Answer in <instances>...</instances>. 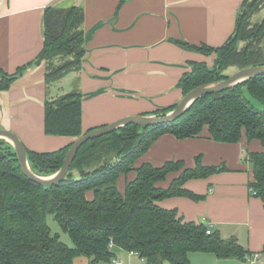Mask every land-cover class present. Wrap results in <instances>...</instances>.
<instances>
[{
  "label": "trees",
  "instance_id": "1",
  "mask_svg": "<svg viewBox=\"0 0 264 264\" xmlns=\"http://www.w3.org/2000/svg\"><path fill=\"white\" fill-rule=\"evenodd\" d=\"M246 3L247 0L238 14L235 32L222 45L214 47L176 41L185 49L218 55L219 68L204 61L191 63V70L179 81L183 94L197 86L227 78L220 76L219 69L233 65L240 68L264 65V57L256 50L246 52L236 47L239 37L246 40ZM82 22L81 7L46 8L44 45L36 62L59 54L76 55L70 64L52 70L46 68L48 83L80 68L85 53ZM253 28L259 30V23ZM28 65L19 67L13 74L0 68V89H7ZM245 89L261 103V107L250 100ZM175 106L157 109L155 113L165 114ZM82 113V94L78 88L47 100L45 133L82 135ZM206 126L218 142L236 143L245 132L249 140L259 139L264 147V75L200 97L173 123L146 127L128 124L88 140L79 149L66 178L53 186H43L26 177L12 144L0 139V264H76L75 259L81 256L87 257L90 264L101 261L112 264L117 258V249L135 252L145 264H163L165 261L194 264L189 257L192 251L244 259L245 249L235 237L224 238L213 230L207 233L205 222L187 221L177 209L159 204L160 200L172 196L203 199L183 187L185 182L205 178L225 166L203 165L199 156L197 165L184 169L168 188H161L157 183L165 180L168 173L182 170L183 161L171 160L162 166L145 162L135 167L136 160L161 135L197 137ZM71 145L54 151L27 148L31 168L39 175L56 173ZM248 158L254 173L251 190L264 201V150L248 153ZM132 170L137 175L127 180L122 193L118 189V179ZM89 191L93 192L92 198L87 196ZM49 214H53L70 234L74 246L52 235L47 221Z\"/></svg>",
  "mask_w": 264,
  "mask_h": 264
},
{
  "label": "crops",
  "instance_id": "2",
  "mask_svg": "<svg viewBox=\"0 0 264 264\" xmlns=\"http://www.w3.org/2000/svg\"><path fill=\"white\" fill-rule=\"evenodd\" d=\"M244 1L0 0V68L13 74L30 64L7 89H0V128L17 133L31 150L54 151L69 145L73 136L45 133V105L77 88L82 94L83 133L126 116L157 115V109L183 98L179 81L192 62L210 65L214 59L176 41L222 45L235 32ZM49 6L82 8L85 53L79 69L48 83L45 62L36 60L44 45L43 20ZM263 150L262 142L249 140L245 132L236 143L218 142L206 126L197 137L165 133L136 160V168L145 162L162 166L183 161L182 170L157 183L161 188H168L184 169L194 168L199 156L203 165L225 166L185 182L183 187L203 199L172 196L159 201L164 208L177 209L187 221L205 222L220 236L235 237L245 249L244 259L192 251L194 264H247L249 256L256 257L255 264H264V201L251 190L254 173L248 158V153ZM136 175L135 170L122 174L118 189L123 193L127 180ZM87 196L92 198L93 192ZM85 258L78 257L75 263H87ZM119 260L128 263L124 257Z\"/></svg>",
  "mask_w": 264,
  "mask_h": 264
},
{
  "label": "water",
  "instance_id": "3",
  "mask_svg": "<svg viewBox=\"0 0 264 264\" xmlns=\"http://www.w3.org/2000/svg\"><path fill=\"white\" fill-rule=\"evenodd\" d=\"M259 75H264V65H255L241 68L230 75L228 78L216 80L191 89L184 94L183 98L169 112L162 115H131L99 128H95L83 133L70 146L66 153L62 167L54 174L49 176L39 175L33 171L28 158V149L21 138L14 131L0 128V139H5L12 144L17 154L19 166L23 174L30 180L43 186H53L63 181L69 173L71 166L78 154L79 149L88 140L109 134L125 125L135 124L138 126H159L175 122L189 107L200 97L208 94L219 93L238 86L241 83Z\"/></svg>",
  "mask_w": 264,
  "mask_h": 264
},
{
  "label": "rangeland",
  "instance_id": "4",
  "mask_svg": "<svg viewBox=\"0 0 264 264\" xmlns=\"http://www.w3.org/2000/svg\"><path fill=\"white\" fill-rule=\"evenodd\" d=\"M246 9H248V11H247L248 15L246 16V21H245L248 24V26L246 29V34L244 36V37H246V40H243L239 37V40L237 41L236 47L239 50L244 49L246 52H250L251 50L252 51L256 50L257 52H259V54H261L264 57V0H247ZM256 23H259V25H260L259 30H255L253 28ZM209 55H214V59L212 60V62L209 66L214 67V68L215 67L219 68L218 63H217L218 55L216 53H211ZM75 56L76 55L74 53L59 54V55H56V56L54 55V56L48 58V60L45 59L43 62H45L46 68L52 70V69H55L59 65L72 63ZM191 68H192V66H191ZM239 69H241V68L238 67L237 65L228 66L224 69H219L220 70L219 71L220 76L228 78L230 75H232L234 72H236ZM67 81L68 80H66V82ZM245 94L250 98V100L257 107L262 106L258 100L252 98L249 95V93L246 89H245ZM157 115H159V114H157ZM78 137L79 136L74 137L73 142ZM47 221H48V224L50 226L52 235L57 236L61 241H63L67 245L74 246V242L72 240V237L59 224V222L57 221V219L55 218V216L53 214L48 215ZM115 253H116L115 255L119 259H122L123 257L125 259H127L128 260L127 264H145L144 260L138 254H135L134 256H129L128 251L122 252V251H119L118 249L116 250ZM83 264H90L89 259H88L87 263L85 262ZM98 264H109V262L101 261ZM163 264H172V263L169 261H165Z\"/></svg>",
  "mask_w": 264,
  "mask_h": 264
},
{
  "label": "built area",
  "instance_id": "5",
  "mask_svg": "<svg viewBox=\"0 0 264 264\" xmlns=\"http://www.w3.org/2000/svg\"><path fill=\"white\" fill-rule=\"evenodd\" d=\"M252 192H253V194H256V191H252ZM211 232H212V227L208 226L207 233H211ZM111 246L113 247L114 245L111 244ZM130 253L134 254L135 252L131 251ZM245 261L247 264H255L256 263V257L255 256H249L245 259ZM112 264H123V262L121 260H119L118 258H114L112 260Z\"/></svg>",
  "mask_w": 264,
  "mask_h": 264
}]
</instances>
